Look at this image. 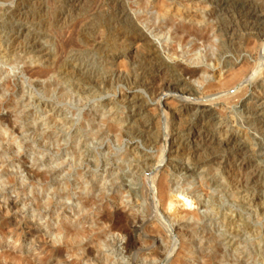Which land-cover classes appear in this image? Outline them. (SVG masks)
I'll return each mask as SVG.
<instances>
[{
  "label": "rangeland",
  "instance_id": "374dc122",
  "mask_svg": "<svg viewBox=\"0 0 264 264\" xmlns=\"http://www.w3.org/2000/svg\"><path fill=\"white\" fill-rule=\"evenodd\" d=\"M197 1L203 34L181 42L175 11L191 0H0V264H264V0ZM236 72L238 85L223 89ZM199 104L211 113L187 111ZM116 122L134 130L119 137ZM202 125L244 138L252 154L236 149L199 176L160 167L172 194L193 203L186 220L161 219L174 244L128 150L156 164L169 138L194 147L188 136ZM124 210L136 250L109 234L101 254H83L105 229L99 216ZM76 225L86 234L72 241Z\"/></svg>",
  "mask_w": 264,
  "mask_h": 264
},
{
  "label": "bare ground",
  "instance_id": "6f19581e",
  "mask_svg": "<svg viewBox=\"0 0 264 264\" xmlns=\"http://www.w3.org/2000/svg\"><path fill=\"white\" fill-rule=\"evenodd\" d=\"M195 1L191 0L192 3L187 4L182 9H177L175 11V16L178 19H180L186 23V25H182L181 27L176 28V30L174 31V33L180 37L181 42L183 40H188L191 37H196V38L200 37L203 34V32H199V30L197 28V27H201V25L203 23L202 18L199 15V13L204 12L207 9H205L206 7H204L202 5V2H199L197 0H195ZM197 2H199V3H197ZM244 3H245V1H244ZM143 4H145V3H143ZM162 9H163V7H162ZM247 15H248L247 17L250 20L256 21V19H258V17L254 16V14L251 12L248 13ZM206 27H207V25H206ZM137 50L138 49L136 46V48L131 49L130 53L132 51L136 52ZM145 50H148L147 52L149 53L150 57H154V55L150 49L145 48ZM158 62H159V60H158ZM164 68H166V67H164ZM190 74L193 75V74H197V73L194 71H191ZM240 78H242V72H238V73L236 72L230 77V79L228 81H226L224 84H222L221 87L223 89L234 88L238 85ZM162 80H164V79H162ZM163 85L167 89H170V88L174 87L175 84L172 81L164 80ZM81 91H82V93L86 92L85 88L81 89ZM168 105L169 104H167V107H168ZM186 108H187V111H189V112L195 111L196 113L203 114V115H208L211 113L210 107L207 105H203V104L190 105V106H187ZM168 110H169V108H168ZM122 125L123 124H121L120 122H116L115 127H112L111 131L114 129L115 132L117 133V136L120 137V136H124L125 134L127 135L128 132H132V130H134L133 129L134 127H132V126H128V127H126L127 129H125V126H122ZM87 127H90L89 124L87 125ZM207 127L208 126H205V125L199 126V129H196V132L192 133V136H188L189 143H192V140H194L193 143H195V146L191 147V148L187 147L182 142H180L178 135H176L175 137H172V138H169L170 137L169 136L168 137L169 139L166 142L168 144V146L166 147V150L164 149L165 151L163 153H160L161 156H160L159 160L156 162V164L153 163V160L147 158L148 155L146 157L144 154L136 152V147L128 150L129 151L128 157L130 158V162H128L129 163L128 164L129 169L134 174H138L141 171V169L143 168V166H146V169L145 168L144 169H145V171L148 172L149 180H150L152 189H154L155 192H157L156 196L154 195L155 194V192H154V194H152V197H151V203H152L151 208L153 210V211L151 210V213L154 214V218L152 220L159 222L158 225H161V226L166 228V231L169 233V236H170L169 240H172L174 244L176 243V239H175V237L172 236L173 231H172L171 226L169 224H165V223L163 224L161 222V219L164 218V214L165 215H171V218L173 221L180 223V221H184L187 218H189L190 216H192V214L188 213L186 211V209H187V205L191 206L193 203H191V202L189 203L188 199L180 193H177L176 195L172 194V188H171V181L172 180L169 178L170 177V175H169L170 171L168 172L167 170L177 168L181 171H184L186 174H188L190 176H199L200 170H202L206 173L207 171H210V170L212 171L214 166L224 165L226 163V160H227L225 154L229 155V153L234 152L236 149L238 151L244 152L246 155L252 154V150L250 148V145L244 138L238 137L237 135H234V134H229L226 131H224L222 128H217L212 133V131L210 132V130L207 129ZM186 129L187 128L183 126V128L181 130L185 131ZM100 134H101L100 132L94 133L93 130H91V132L88 134V136L98 137V136H100ZM104 134L105 133H102V135H104ZM199 141H201V143H202L201 145L196 144ZM85 145H87V143H85ZM200 146H203V147H200ZM82 156H83V154H81V150H80V153L78 154V158L80 159V158H82ZM94 158H96V157L94 156ZM155 160H157V159H155ZM237 160H238V158H237ZM182 162H185V163H182ZM186 162H188V164H186ZM162 165L167 169V170L165 169L166 170L165 174L163 173L162 169L159 170ZM244 167L246 169L249 167V165L244 164ZM247 177H248V175H247ZM234 178H235V170L231 173V175L229 176V178H227V180H229L233 184ZM256 179H257L256 175L252 174V175H250V177H248L247 182H250V183L253 182L254 183V181ZM94 187L95 186H92L91 188L94 189ZM80 188H83V187H80ZM98 189L99 188L96 187V190H98ZM86 196H87V194H86ZM159 206L163 207L162 212H160ZM124 211L125 212L122 211V212H118V213H111V212L110 213H103L101 216H99L96 224L99 225V228L105 227V229H104V231H102L101 233L96 235L93 247H90V245H86L87 249L83 250L84 251L83 254L86 253L88 257H93L94 253H96V249H97V252L99 254H101V248L104 246V243L106 242V238L109 234H115V235L117 234L118 236H123L124 238H126L124 249L126 250L127 254L132 253L136 250L137 245L140 241H138V239H135L133 237L134 235H132V232L134 231L133 230L134 228L132 229V225H133V223H135V220H134V218L132 220H130V218L128 216L129 214L126 212V210H124ZM130 215H131V213H130ZM137 223H139L142 226L141 228L143 230H145L144 232L147 233L148 223L146 224V223H144V221H137ZM228 225H229V230L233 231V235L235 234V237L238 236L237 235L238 231L236 230V228L238 229L237 222H235L234 220L231 219L230 221H228ZM151 232L154 233L155 231L153 230ZM85 234L86 233L79 228V225H76L75 226V232L72 234V237H73L72 241H76L79 238L84 237ZM61 235H62V232L61 231L58 232L57 236L54 239V242L61 241L63 239L61 237ZM115 235H113V237ZM112 242H113V240H112ZM229 242L233 244V242H231V240ZM136 253H137V251H136ZM99 261L101 262L100 264H116V262L112 258H110L109 256H102L99 258L98 262Z\"/></svg>",
  "mask_w": 264,
  "mask_h": 264
}]
</instances>
